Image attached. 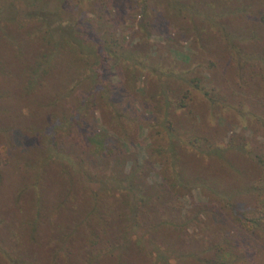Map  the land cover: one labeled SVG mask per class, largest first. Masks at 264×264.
I'll use <instances>...</instances> for the list:
<instances>
[{
    "label": "trees",
    "instance_id": "16d2710c",
    "mask_svg": "<svg viewBox=\"0 0 264 264\" xmlns=\"http://www.w3.org/2000/svg\"><path fill=\"white\" fill-rule=\"evenodd\" d=\"M22 1L0 0V264H264V0H90L140 10L128 47L83 0Z\"/></svg>",
    "mask_w": 264,
    "mask_h": 264
},
{
    "label": "rangeland",
    "instance_id": "374dc122",
    "mask_svg": "<svg viewBox=\"0 0 264 264\" xmlns=\"http://www.w3.org/2000/svg\"><path fill=\"white\" fill-rule=\"evenodd\" d=\"M23 3H25L27 6L31 2V0H23ZM90 0H83L81 3L78 4L79 9H81L84 13L80 19L82 21H88L91 22L94 27H102V26H108L109 28L112 27L114 31H116V36L122 41L123 45L125 46H131L132 44L137 43L138 41V21H139V13L140 10L138 8L136 9H124L123 12V18L122 15H118L117 17L114 16V14H117V11L115 12L114 6H112L110 3L106 4L105 8H99L97 5H93L89 3ZM89 4V5H88ZM88 5V6H86ZM55 3L52 1H49V5L47 7L42 8L41 10L44 11L46 14L49 12L53 11L55 8ZM99 8V9H98ZM71 10V9H70ZM100 11H104V14ZM13 12H15L14 8L12 9L8 8L5 12H3L6 15H10ZM79 12V11H78ZM106 17L109 19L113 17L116 18L117 21L115 23V27L111 26L114 25L113 23H109L106 20ZM81 21V22H82ZM83 23V22H82ZM44 26H48L50 28V31L54 37H59L60 34L63 35L68 29L67 23L65 22H58L56 20L51 21L50 23H44ZM66 27V28H65ZM65 28V29H64ZM104 29V28H103ZM167 29L166 27L163 29H156L151 31V35L149 38V43L151 44L152 50L155 51L157 50L159 53H165L167 45L166 39L164 36L167 34ZM64 30V31H63ZM73 31L75 32V36L77 39H85L86 37L92 38L95 37V34L93 32V29L91 28V25L89 23H83L79 28H74ZM190 40H185L182 41L181 44H175L173 40L170 42V46L172 44L176 45L179 49L184 51V53H190L191 52V47L189 46ZM169 44V43H168ZM107 63L108 69H109V75L111 76L114 81L116 79L115 76V69L110 68L112 64V60H109ZM148 115V113H147ZM145 117H147L145 115ZM96 127V125H95ZM225 128L227 131H235L239 132L242 131L243 127L242 126H231L230 123H227L225 125ZM228 134L230 132H227ZM248 135L250 134L248 131L246 132ZM147 140H145V130L141 132L140 135L134 140L133 142V150L131 151L132 155H137L140 160H142L145 157V147H146ZM84 150V153L82 154L85 160H89V158L92 159H97L98 156L91 155V152L89 153L87 149L82 148ZM131 150V148H130ZM91 160V159H90ZM99 161H96V164H98ZM159 166L157 164L153 165L152 168L148 171L147 174V180L150 183L156 182L159 180ZM179 204L181 205L182 209L186 211L189 207H191V199L193 202H198L204 200L203 197L201 196L199 190L195 189L192 192V198L190 199L188 196H183L179 197Z\"/></svg>",
    "mask_w": 264,
    "mask_h": 264
}]
</instances>
